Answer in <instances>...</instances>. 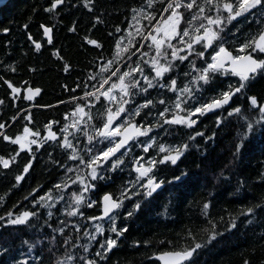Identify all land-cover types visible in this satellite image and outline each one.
<instances>
[{"label": "trees", "instance_id": "trees-1", "mask_svg": "<svg viewBox=\"0 0 264 264\" xmlns=\"http://www.w3.org/2000/svg\"><path fill=\"white\" fill-rule=\"evenodd\" d=\"M52 2L10 0L0 9V100L4 101L0 104V124L5 125L0 133L13 138L22 133L25 125L39 129L43 134L48 121H58L53 125V130H57L65 122V113L71 112L74 107L71 97L83 95L82 87L76 88V85L83 86L90 74L99 73L100 64L113 58L116 39L120 35H127L123 30L129 23L134 27L148 24V20L142 17H138L139 25L131 19L132 9L145 8L146 0H94L93 11L84 6L85 0H63L60 7L46 11ZM166 3L167 0H156L147 11L155 12L158 18V10ZM179 11L184 13L180 23V28H183L196 8H181ZM97 16L101 22L96 21ZM41 25L52 28L51 44ZM117 27L122 30L121 33L116 32ZM4 28L8 31H3ZM72 28L75 31L69 30ZM261 30H264V11L254 9L247 19L241 16L228 24L222 36L226 47L234 50ZM88 39H96L102 47L90 45ZM134 39L139 40V37L134 36ZM33 41L41 44L39 50H36ZM196 62L198 66L201 64L198 59ZM65 64L69 65L67 71L64 70ZM177 64L178 67L173 68L169 75L175 76L180 84L186 80L183 73L188 71L187 61ZM5 80L22 89L19 98L13 99L16 94L11 93ZM236 83V77L220 76L212 85L206 86L203 98L208 99L215 92L226 89L228 84L235 86ZM27 87H39L41 92L28 101L23 98L27 95L24 91ZM73 88L76 90L70 91ZM149 91L152 97H157L156 90ZM163 95L167 99L172 94L164 91ZM250 95H255L258 102L264 103V75H257L251 80L246 93L233 96L229 105L200 117L194 129L166 125L167 132L156 130L160 133L158 142L188 143L189 149L176 166H157V175L165 180V184L153 197L135 196L132 200L124 201L117 210L116 224L117 227L127 226V231L118 238L109 231L107 219L92 222L86 218L100 214L99 200L105 192L119 193L121 186L130 178L128 167L123 171L117 169L109 172L104 180L95 182V190L85 195L96 200L97 204L92 208L82 207L83 218L67 217L63 211L64 202L61 201L51 209V217L47 215L48 210L40 208L39 216L30 218L24 225L0 221V264H57L58 261H65L68 255L73 257L74 264H79L81 256L94 259L96 264H160L154 259L159 253L192 246L193 239L187 234L189 231L194 234L195 242L207 238L208 232L204 229L211 226L202 214L206 201L210 202L209 218L215 222L216 230L221 234L197 250L191 259L193 264H245L246 260L249 264H264V207L255 208L254 215L242 214L248 207L264 205V136L258 126L254 128L252 136L244 141L239 153L235 151L246 123L258 118L257 109L250 105ZM143 98L136 96L135 102L127 105V108H134ZM233 106L241 107L243 115L229 116L227 112ZM161 107L158 105L157 110ZM144 111L147 109L141 112L137 120L143 117ZM27 113L31 114V123L25 119ZM91 113L92 123L97 126L106 118L99 102L91 108ZM217 116L221 118L219 125ZM194 130L204 135L189 140L188 136ZM17 152L19 155H16ZM33 154L32 167L17 184L15 176L22 172L30 154L26 150H19L18 145L10 140L5 141L0 135V157H15L8 168L0 165V216H5L8 211L15 215L22 210H33V196L42 195L63 178V170L54 161L72 163L66 161L64 151L51 141L39 150L33 146ZM133 154L143 153L140 148H134L125 157V164ZM179 171H187L190 178L176 187L168 180ZM33 188L37 191L29 195ZM71 190L78 191V186L72 185ZM135 201L141 203L139 210L132 207ZM127 211H133V215L126 216ZM232 218L236 220V227L229 229L228 223ZM60 220L65 224H60ZM94 223H102L105 231L89 241L83 232L85 229L94 231ZM75 224L80 225L79 233L73 230ZM60 228H64L63 234ZM69 236L78 245L88 244V251L84 252L78 246H66L63 241ZM108 237L117 239V244L103 258L97 257L96 252L103 251L100 245Z\"/></svg>", "mask_w": 264, "mask_h": 264}, {"label": "snow or ice", "instance_id": "snow-or-ice-1", "mask_svg": "<svg viewBox=\"0 0 264 264\" xmlns=\"http://www.w3.org/2000/svg\"><path fill=\"white\" fill-rule=\"evenodd\" d=\"M155 2L156 0H146L145 8L132 9L131 19L136 21L137 25H139L138 17L148 20V24L143 27H134L132 23H129L123 30L127 32V35H120L116 39L113 58L100 64L99 73L90 74L88 82L83 86L76 85V88L82 87L83 95L71 97L74 107L71 112L65 113V122L57 130H53V125L59 122L48 121L44 125L43 134L39 129H33L27 125L23 127L22 133L14 138L0 133L5 141L10 140L18 145L19 150H26L30 154L22 172L15 176L17 184L24 179V174L28 173L32 167L35 159L33 146L39 150L51 141L64 151L66 161L72 162L69 164L61 163L59 160L54 161L63 170V178L42 195L33 196L31 200L33 210H22L15 215L12 211H8L5 213L7 219L5 220V216H0V221L11 225H24L30 218L39 216L40 208L48 210L47 215L51 217L53 215L51 209L61 201L64 202L63 211L67 217L83 218L84 213L81 208H92L97 204L96 200L85 195L95 190V182L104 180L109 172L117 169L123 171L125 167H128L130 178L121 186L119 193L105 192L99 200L100 214L86 218L92 222L107 218L109 231L118 238L127 231V226L117 227L116 224L117 210L123 206L124 201L132 200L135 196L153 197V194L165 184V180L157 175V166H176L189 149L188 143L158 142L157 137L160 133L156 130L162 129L167 132L166 125L194 129L200 117L229 105L233 96L246 93L251 80L257 75H264V30L245 39L234 50L226 47V41L222 36L228 24L238 17L244 16L247 19L254 9L264 11V0H201L199 3L197 0H167V3L158 10V18L155 12L147 11ZM62 3L63 0H53L51 7L46 11H52ZM93 3L94 0H85L84 6L89 11H93ZM194 6L196 11L187 20L186 26L180 28L184 13L179 10L181 8L192 10ZM95 19L101 22L99 16ZM197 21L198 23H194ZM41 27L44 35L48 37V43L51 44L52 28L43 25ZM2 30L8 31L7 28ZM69 30L75 31V28ZM116 32L121 33L122 30L117 27ZM134 36H138L139 40H135ZM87 42L96 48L102 47L96 39H88ZM33 43L36 50L41 48L40 43L35 41ZM209 49H211L210 52ZM206 55L207 59H205ZM134 56L135 60L132 59ZM197 59L201 61L199 66ZM185 61H187L188 71H185L183 75L186 80L178 84L177 78L169 73L173 68L178 67L177 62L183 64ZM68 67L69 65L65 64L64 70L67 71ZM121 67L124 68L123 71ZM11 70L15 71V68ZM220 76L236 77L237 83L235 86L228 84L226 89L219 90L210 98L204 99L206 86L212 85ZM4 83L11 93L16 94L13 99L19 98L22 89L7 80ZM64 87L67 88V85ZM150 89L156 90V98L152 97ZM75 90V88L70 89L73 92ZM24 91L27 95L23 98L32 101L40 94L41 89L27 87ZM164 91L171 93V97L166 99L163 95ZM138 95L144 97L142 102L128 109L127 105L134 103ZM248 99L250 105L257 109L258 118L254 122L246 123L240 143L236 145V153H239L244 141L252 136L257 126L261 135L264 136V103L258 102L255 95L248 96ZM98 102L103 106L106 115L99 126L92 123L91 113V108ZM3 103L4 101L0 100V104ZM158 105L162 106L159 110H157ZM145 109L147 111H144L143 117L137 120ZM227 114L229 116L243 115L239 106L231 107ZM25 119L31 123V114L27 113ZM216 122L220 124V116H217ZM4 127V124H0V129ZM203 135V132L194 130L188 139L194 140L195 137ZM134 148H140L143 154H133L128 164H125V157ZM16 155H19V152ZM14 160L15 157L7 159L0 157V165L8 168L10 162ZM189 178L187 171H179L168 180V183L179 187ZM72 185H77L78 191L71 190ZM36 191L37 189L33 188L29 195ZM66 195L67 199H65ZM85 201H87L86 204ZM132 207L134 210H139L140 201H135ZM260 207L264 205L248 207L242 214L254 215L255 208ZM209 208L210 202L206 201L202 206V214L211 226L210 229H204L208 232L207 238L201 242H195L194 234L189 231L187 234L193 239L192 246L183 250L159 253L157 259L162 264H193L191 258L196 250L221 234L216 230L215 222L209 218ZM125 215L132 216L133 211H127ZM220 219L222 220L223 217ZM59 223L63 225L65 221L60 220ZM93 226L94 231L85 229L83 232V236L89 241L95 240L97 234H103L105 231L102 223H94ZM235 227L236 220L232 218L228 228ZM73 230L79 233L80 225H73ZM59 231L63 234L64 228H60ZM76 240H79L78 236ZM63 243L73 248L78 246L84 252L88 251V244L78 245L70 236L66 237ZM116 244L117 239L106 238L105 243L100 245L103 251H97L96 256L103 258ZM57 264H74L73 257L68 255L65 261H58ZM79 264H96V261L81 256ZM245 264L249 262L246 260Z\"/></svg>", "mask_w": 264, "mask_h": 264}, {"label": "water", "instance_id": "water-1", "mask_svg": "<svg viewBox=\"0 0 264 264\" xmlns=\"http://www.w3.org/2000/svg\"><path fill=\"white\" fill-rule=\"evenodd\" d=\"M10 0H0V9H2L8 2H9ZM63 4V3H62ZM62 4H60V5H57V8L58 7H60ZM50 35L52 36V38H53V34H52V32L50 33ZM47 37V36H46ZM47 39H48V37H47ZM219 110V109H218ZM217 111V110H216ZM215 111V112H216ZM209 113H214V112H209ZM117 155H119V153H117ZM107 218H105L104 220H106ZM198 250V249H197ZM197 250H196V252H197ZM196 252L193 254V256H192V258L194 257V255L196 254ZM191 258V259H192ZM154 259L157 261V262H159L160 264H162V262L160 261V260H158L157 259V255L154 257Z\"/></svg>", "mask_w": 264, "mask_h": 264}]
</instances>
